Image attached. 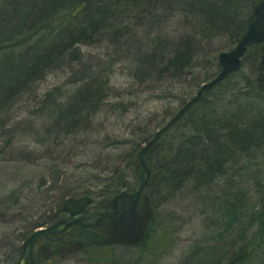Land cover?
Returning a JSON list of instances; mask_svg holds the SVG:
<instances>
[{"label":"bare ground","instance_id":"bare-ground-1","mask_svg":"<svg viewBox=\"0 0 264 264\" xmlns=\"http://www.w3.org/2000/svg\"><path fill=\"white\" fill-rule=\"evenodd\" d=\"M261 1L255 4L254 10ZM161 2L173 8L169 10L184 17L180 4L185 3L186 5L198 2V0H161ZM65 3L66 1H62L61 4ZM137 3V0H131L128 3L127 10H130V13L124 18L121 17L120 12L125 9L115 8L116 13H119L118 19L114 21V28L109 29L110 38L106 40V45L103 44L100 47H96L94 40L90 43L82 39L78 41L80 36L75 33V29L83 22L74 19L72 14L65 15V12L51 11L40 16L35 11L24 10L29 20L37 19L20 29L21 26L15 24V19L10 15L11 9L2 7L0 4V10H2L0 22L4 20V14H8L7 24H0V264H20L24 246L35 234L51 228L62 230L70 224L78 226L88 223L93 220L91 217L95 214L90 211L122 195H135L138 186L142 183L144 173V168L138 166L140 155L152 144L143 160L149 177L142 195L148 198V206L153 219L148 222L143 242L128 244V241L111 234L108 230L88 229L82 226L63 234L61 232L60 234L39 235L34 242L32 256L35 264H67L78 257L85 258V261H89L90 264H100L107 250L117 255L120 252L126 254L133 250H141L139 254L144 253L148 240L151 238L157 212L172 204L183 190L178 193L177 191L172 192V195H169L164 192L167 190L161 186L158 179L163 177L166 180L167 176H164L159 164L166 163L172 151V154L175 153L181 142L178 140L179 136L182 134L186 137V142H189L188 140L194 142V126L203 109L219 108L223 112L227 111L221 115L228 113V117H234L241 110L237 106H231L234 102L235 105L252 102L259 95L258 98H264L262 73L264 42L248 45L240 57L239 71L218 81L222 72L220 55L230 53L240 46L249 31V26L255 19L254 10L250 21L247 17L244 18L239 33L230 35L222 28L218 32L213 31V34L223 38L220 47L210 51L211 53L206 55L207 58L192 60L189 64L190 68L183 65L185 70H180L182 69L180 61L172 64L171 59L179 60L181 51L176 50L186 43L187 34L185 32L188 30L184 29L182 24L185 20L175 14L162 15V12H154L155 14L150 16H144L139 12L140 16H137L136 12L141 9ZM127 24L136 27L139 34L123 35L121 38L124 40L115 41L111 33L113 35L119 33ZM64 32L67 33L64 34ZM3 35L7 37L3 39ZM132 40L133 44L129 42ZM163 44L166 45L165 49H162ZM192 47L196 48L197 45L193 44ZM200 47L202 46L199 45L197 50ZM256 47L262 48L256 49ZM97 48L101 49L103 55H96L90 50ZM61 49L68 54V68L64 64L61 66L59 61L47 60L46 62L43 58L49 50L59 52ZM217 49L219 51H216ZM223 49H226V52H221ZM119 52L128 53V56L137 60L138 71L134 73L129 71L127 65L121 64L128 71L127 77L133 81L132 85L128 88L126 86L117 87L110 78L106 79L103 76L99 78L98 81L102 82L105 87L102 94L103 102L92 114L82 116L81 126L85 121V128L83 132L74 137L76 140L68 147L67 152L64 155L59 154L61 150L58 153L51 152L49 161H45L43 157L47 154V148L51 150L54 138L58 139L56 136L58 132L55 131L61 122L53 127L54 120H51L48 125L42 123V126H36L33 121H38L41 118V111H46L44 114L47 116V123L50 112V117L57 116L59 111L64 110V107H54L52 97L56 90L40 98L35 96L37 95V83L44 80L45 76L58 73L64 68H67V71L63 72L66 74L63 78L72 79L74 74L78 73L77 69L81 73L80 66L91 71H97L106 64L111 68L118 66V61L112 64L109 61L117 59ZM154 61H156V70H149ZM39 62L47 66V72L42 76L37 73L25 84L19 85L25 72L31 74L34 65ZM146 66L149 67L144 69ZM176 69L180 70L175 75L177 77L179 74L178 78L171 76ZM146 71L152 73L150 78ZM165 71L167 75H163ZM244 72L246 73V76H243L244 84L232 85L235 76ZM13 81L15 83L12 84ZM18 89H20L19 92H17ZM76 89L75 87L66 89L63 101H72L70 96L77 91ZM221 91L227 95L231 94L228 96L230 99L228 103L226 98L220 94ZM24 97L26 99L35 98L31 111L20 108L13 111L21 101H24ZM156 103L166 104L164 112L153 109ZM186 107L188 109L181 115ZM18 111H23V113L13 115ZM263 111L264 101L254 104L253 115L257 117L254 120L259 119ZM114 113L115 116L108 117ZM172 122L174 123L171 125ZM81 126L78 124L75 133L82 128ZM27 129L34 132L31 138L24 134ZM89 130L91 134H94L93 136L87 135ZM96 141H99V148L96 146ZM167 141H169L168 144ZM115 147H121L120 155L116 158L120 171L118 173L112 171L107 162L111 159L108 157ZM133 151L134 153L130 154ZM263 151L264 144L262 143L258 152L238 157V160L228 158L224 164L227 165L225 170L212 178L210 182H204L199 190L195 183L185 186V188L192 186L194 192L199 194V198L204 200L211 199L216 194L215 191L222 189L223 194L219 193L221 191L217 193L221 195H219V204L226 212L223 219L232 224L229 230L221 232L225 234L219 236L230 235L228 242L222 245L224 247L221 245L213 247L214 242L206 246L199 245L186 255L184 264H251L262 252L264 248V196L259 198L254 208H250L249 206L255 202L250 201L247 190L244 189L239 197L226 193V191L240 190V187L245 185L244 178L227 181V177L229 178L234 168L233 179L239 177L238 174L247 168L239 165V159H248L252 154ZM232 159L234 162L229 163ZM26 167L31 170H27ZM64 173L67 175L65 176ZM261 174L257 176L260 192L264 191V180H259ZM57 179L58 188L62 190V195L66 196L64 199L60 198L61 191L51 190L53 181ZM42 184L45 186L39 187ZM84 199L89 202L86 210L67 207L70 201L79 202ZM232 200H235L234 205ZM207 220L211 226H219L221 223L219 219L210 214ZM107 237L112 238L115 243H106L104 239ZM244 240L249 242L245 243ZM153 243L157 245L158 241L153 240ZM156 249L157 253L160 252L159 250L162 253H168L159 245ZM208 250L210 255L202 256ZM134 257L123 260L114 255V261L108 259L107 264H142L141 257Z\"/></svg>","mask_w":264,"mask_h":264},{"label":"trees","instance_id":"trees-1","mask_svg":"<svg viewBox=\"0 0 264 264\" xmlns=\"http://www.w3.org/2000/svg\"><path fill=\"white\" fill-rule=\"evenodd\" d=\"M62 1H66V3L61 4ZM130 1L131 0H0V2L4 3V7L11 9L10 15L15 19V24L17 23L21 26L19 27L20 29L23 27L25 28L37 19L29 20L26 17V11H35L37 12L36 14L40 16L51 11L56 13L65 12V15L72 14L74 19L83 22L81 26L77 25L78 28L75 29V33L80 36L78 41L83 40L86 41V43L95 40V38L98 37V32H102L106 30V28L111 30L114 28V21L118 19L119 14L116 13V7L125 9L120 12L121 17L123 16L124 18V16H128L130 10L127 9L129 8L128 3ZM137 1L138 7L141 8L138 11L134 10L137 11V16H140L139 12L144 16L153 15L155 14L154 12H162V15L175 14V16L181 17L178 13L169 10V8H173L171 6L168 7L166 4H162L161 0ZM258 1L260 0H198V2H192L186 5L185 3H181V12L184 15V17L181 18L185 20L182 24L183 28L188 30L185 32L187 38L186 43L176 50L181 51L179 60L172 58V64H176V62L178 63L180 61V66L182 67L180 70H185L183 69V65L190 68L189 64L195 58H207L206 55L210 54V51L220 47L223 40L221 36L213 34V31L218 32L222 28L228 31L230 35L237 32L239 33L242 26L241 24L245 20L244 18L247 17L249 21L251 20L254 6ZM24 10L26 11L24 12ZM1 11L2 10H0V13ZM4 15L5 18L0 24H7L6 17L8 14ZM120 21L121 20L119 19V22ZM120 24L122 25V22H120ZM208 26L209 29H207ZM135 28L136 27H133L130 24L124 25L119 33H115L114 35L111 33V37L118 42L124 40L121 38L123 35L130 33L138 35L139 31ZM40 29L41 27L37 30L39 31ZM65 33L67 32H64V34ZM129 42L133 44V40ZM193 44L197 45V47L199 45L202 47L197 50V47H192ZM165 48L166 45L163 44L162 49ZM261 48L262 47H256V49ZM216 51H219V49ZM56 52L49 50L43 58L46 59V62L47 60H56V62H60L61 66L64 64L65 67H69V57L64 49L57 52L59 54ZM221 52H226V49H223ZM175 55H177L176 52ZM112 62L127 65L129 71H133V73L138 71L137 60L128 56V53L125 54L119 52L117 59H111L109 61L110 64H112ZM148 67L149 66H146L144 69ZM46 68L47 66H45L43 62L36 63L31 74H28V72H25L24 74L22 72L25 76H23V80L19 85L25 84L30 78L37 75V73L42 76L47 72ZM156 68V61H154L150 65L149 70H156ZM180 70L176 69L171 76L176 77L175 75ZM86 72L87 71L84 70L81 73L78 71L77 74H74V78H72V83L75 84L73 87H75V89L77 88V91H74L72 96H70L72 101L66 102V100L64 102L63 98L61 102L56 105L57 107H64V110L59 111L57 116L50 117L51 112L49 113V121L54 120L53 127H55L58 122H61V124L55 131L58 132L56 135L58 136V139L57 137L54 138L50 147L52 149L50 150L45 147L47 148V154L43 157L45 161H49L51 152L58 153L59 150H61L62 152H59L61 155H64L67 152L68 147L76 140L74 137H76L78 133L83 132L85 128V121L83 126H81L82 116L85 117L92 114V112L97 109V106L101 105L103 102L102 94L105 90L104 85L98 81L95 74H92L91 77L87 78ZM146 72L150 78L152 73L150 71ZM91 73H93V71ZM262 73L264 77V66L262 68ZM163 75H167V71H165ZM178 76L179 74L176 78H178ZM77 77L80 78L77 80ZM85 79L88 81L82 82ZM13 83L15 82L13 81L12 84ZM19 91L20 89L17 90V92ZM220 94L225 97L224 91H221ZM259 96H257L256 100L252 102L240 103L238 105H235L234 102L231 104V106H237V108L241 109L239 114L234 117H228V113L221 115L227 111L223 112L219 108L203 109L196 126H194V142L190 140H188L189 142H186V137L181 134L178 139L181 140V142L175 150V153L172 154V151L171 156L166 163L159 164V166H161L160 169H163L164 176H167L166 180L163 177L161 179L158 178L159 175L155 176V178H158L161 182V186L171 192V195L172 192L175 191L178 193L190 183H195L197 190H199V187H203L204 182H210L212 178L217 177L225 170V166L227 165L224 164L228 158L237 159L238 157L248 156L255 151L258 152L262 143L264 144V111L263 114L260 113L259 119L254 120L257 117L253 115L254 104L264 101V98H258ZM204 113H206V115H203ZM44 117H46L45 114H41V118ZM78 124L82 128L75 133V128ZM87 135L93 136L94 134H91V130H89ZM98 142L96 141L97 148H99ZM103 145L104 143L102 146ZM120 148L121 147H115L114 151L110 152V156L108 157L111 159H108L107 161L109 167L115 173L120 172L118 168L119 164H117L118 159H116L120 155ZM114 153L118 154L115 155ZM132 153H134V151L130 154ZM233 159L229 161V163L234 162ZM27 170L30 171L31 169L27 168ZM161 170L159 172H161ZM64 175L66 176L67 174L64 173ZM58 184V179L54 180L51 190L56 192L61 191L60 198L64 199L66 196L62 195V190L58 188ZM43 186L45 185L42 184L39 187ZM232 203L234 205L235 200H233ZM217 206L218 208L220 207V209L222 208L218 203ZM221 211H223V208ZM227 211H230V209H227ZM223 215L225 216L226 212L223 211ZM218 238L212 240V242H214L213 247L217 245ZM208 252L209 250L204 252L202 256L206 257L210 255Z\"/></svg>","mask_w":264,"mask_h":264},{"label":"rangeland","instance_id":"rangeland-1","mask_svg":"<svg viewBox=\"0 0 264 264\" xmlns=\"http://www.w3.org/2000/svg\"><path fill=\"white\" fill-rule=\"evenodd\" d=\"M0 4H2V7H3L4 3L0 2ZM109 36H110V30L107 28L106 30L102 32H98V37H96L94 40L96 47H100L103 44L106 45V40L110 38ZM5 37L7 36L6 35L2 36L3 39ZM90 50H92V53L96 55L97 54L103 55V52L100 51L101 49L97 48V49H90ZM117 65L118 66H115L112 68L109 65H106L97 71H93V73H91L92 71L90 69H87L82 66H80V69H81V72H83V70L87 71L86 72L87 78L91 77L92 74H95L97 79L102 78V76L106 79L110 78L111 81L115 83L117 87H120V86H126V88L130 87L133 81L127 77L129 74L128 71L123 67V65H121V63H117ZM59 70H61L60 67H59ZM66 71H67V68H64L58 73L49 75L47 77L45 76L44 80L37 83L38 84V87L36 89L37 95L35 96L40 98L44 94H47L49 92L56 90L54 92L55 94L52 97V101L55 103V106L58 105V103H60L61 100L65 98L64 91L66 89H72V87L75 86V84L72 83L73 79H67L66 77L63 78V76L66 75L63 72H66ZM77 71L80 72L79 69H77ZM243 76H246L245 72L239 76L236 75L235 76L236 78L233 79L232 81V85H243L244 84ZM79 78L77 77V80ZM87 81L88 80L85 79L82 82H87ZM263 81H264V77H263ZM115 93L119 95L118 92L115 91ZM228 96H231V94L227 95L225 93V98H226L225 100L227 101V103H228V100H230ZM33 100H35V98L28 97L26 99L24 97V101H21L14 108L13 111L17 110V108H20L21 110L31 111V105H32V102H34ZM224 104H226V102ZM154 108H156V111L160 110L161 112H164V110L166 109V104L156 103L153 105V109ZM19 112L23 113V111H18V112H15L13 115H17V113ZM45 112L46 111H41V114H44ZM115 115L116 114L114 113V114L109 115L108 117L111 118ZM13 117H16V116H13ZM46 121H47V116L44 118H40L36 122L35 121L33 122L36 126H42V123L43 125H48V123H50L49 118H48L47 123ZM24 134L26 135V137L31 138L30 136L34 134V132H31V129H27L26 132H24ZM168 143L169 141H167V144ZM260 153H257V154L254 153L250 156L251 158H248V159H239L240 161L239 165L241 164L242 166L247 167L245 171L238 174L240 178L237 177L233 179L235 168L229 174L230 179L227 177V181H233V180L236 181L237 179L242 180V178H244L245 180L244 187L242 185V187H240V190H236L232 192H229L230 190H227L226 193L228 192L229 194H234L235 196L239 197L242 191L244 192V189L247 190L249 193V198L251 199L250 201L255 202L254 204L249 206L250 208L251 207L254 208L256 203L259 201V198L264 196V191L260 192L259 187L257 185L258 184L257 176L259 174L262 173L261 177H259V180L261 181L264 180V151L261 154ZM237 167H240V166H237ZM226 185H227V182H226ZM164 192L169 195L171 194V192L169 191H164ZM217 192H219L220 194L224 193L222 189L217 190L214 192L216 194L213 195L211 199L204 200V199L199 198L200 197L199 194L194 192L192 186L183 189L179 193V195H177L176 200L172 204L168 205V207L166 208H163L161 211L157 210L158 212L156 216V222L152 226L151 238L148 240L147 247L144 250V253L139 254L138 252H141V250H133L132 252L121 254V252L119 251L120 253L117 255L107 250L105 255L102 256L103 258L101 260H103V262H101L100 264H107L108 259L114 261V255H116L117 258L123 259V260H129L131 257H134V256H135L134 258L141 257L140 260L142 264H182L183 262L185 263L186 255L190 253L193 248H196L199 245L206 246V245L211 244L214 238H218V236H220L221 234H225L221 232H224L225 230H229V227L232 224L231 222L225 221L223 219L224 217L223 211H221L220 207L218 208L217 206V203L218 204L220 203V200H219L220 194ZM155 204L157 205V203ZM177 212L178 214H176ZM208 214H210V216L216 219H219V221L221 222L220 225L211 226L207 220ZM228 236L225 235L224 237L223 236L219 237L217 239L218 240L217 245H221V247H224L222 245H225L228 242ZM153 240H157L158 241L157 245L164 248V250L168 253L166 254L162 253L161 250H159L160 252L157 253L158 251L156 249L157 245L153 243ZM244 241L245 243L249 242L248 240H244ZM153 252H156V253L153 254ZM159 254L162 256H160ZM67 264H90V263L89 261L88 262L85 261V258L78 257L75 261L71 260ZM251 264H264V248L262 249V252L252 261Z\"/></svg>","mask_w":264,"mask_h":264},{"label":"water","instance_id":"water-1","mask_svg":"<svg viewBox=\"0 0 264 264\" xmlns=\"http://www.w3.org/2000/svg\"><path fill=\"white\" fill-rule=\"evenodd\" d=\"M255 19L249 26L245 38L240 43L236 50L230 53L220 55V63L222 72L218 81H222L229 74L235 73L240 69V57L246 51L248 45H256L264 42V0L257 4L255 7ZM207 87H205L206 89ZM188 108L186 107L182 112L183 115ZM179 118V117H177ZM174 122L171 123V125ZM152 145V144H151ZM150 145V146H151ZM150 146L145 149L140 155L138 166L144 168L142 175V183L138 186L137 193L132 196L122 195L115 200L108 202L97 209L90 212L95 213L88 223L73 226L68 225L65 229H49L47 231L35 234L32 236L24 246V252L20 264H35L32 256L33 245L37 237L41 234H63L67 233L76 227H88V229L108 230L111 234L119 236L122 240L128 241V244H140L143 242L148 222L151 221L152 213L148 206V198L142 195L143 188L148 182L149 172L144 164V155ZM87 200L79 202L70 201L67 203L69 209H84L88 206ZM87 205V206H86ZM87 212V211H86ZM106 243H115L112 238L104 239Z\"/></svg>","mask_w":264,"mask_h":264}]
</instances>
